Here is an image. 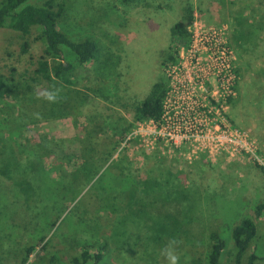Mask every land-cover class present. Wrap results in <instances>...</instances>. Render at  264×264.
<instances>
[{"label":"rangeland","instance_id":"1","mask_svg":"<svg viewBox=\"0 0 264 264\" xmlns=\"http://www.w3.org/2000/svg\"><path fill=\"white\" fill-rule=\"evenodd\" d=\"M43 1L29 0L28 4L40 5ZM56 1H64V17L59 29L74 42L93 40L99 53L96 63L85 66L86 71H79V68L76 70L74 55L64 50L61 62L75 67L73 88L83 90L90 99L75 119L76 125L72 118H67L26 128V131L39 135L55 131L62 134L76 132L85 124V117L88 126L106 130L111 125L118 130L130 124L134 127L133 107L148 96L156 81H166L167 65H161L164 54L169 50L170 29L181 20L189 2L195 10V21L204 26L228 28L229 43L234 28L231 15L241 11L245 21L252 22L251 11L258 8L256 0H233L232 4L223 6L215 0H135L129 4H122L119 0ZM261 15L257 14L256 20ZM38 37L39 30L27 36L8 29L0 30V74L8 81L13 80L15 86L32 76L37 67L36 61L44 47ZM24 44L26 53L22 52ZM232 48L241 67L238 90L230 109L232 122L256 140L258 153L264 158V48L253 47L247 52ZM5 130L8 129H2L1 135L7 136ZM125 148L121 145L118 151ZM162 152L160 148L146 151L135 142L125 152L127 164H119L118 152L114 156V164H111L114 172L108 169L111 166L108 164L81 189L68 190L57 205L49 206L42 201L43 207L40 204V208L44 214L40 218L24 212L18 190L16 193L15 187L0 177V214L13 213L12 225L16 228L12 227L13 234L10 236L0 231V241L5 244L0 245L3 249L0 255L3 253L4 257L1 264L16 263L17 259L10 256L9 251L25 245L30 234L46 236V258L57 255L61 264H68L74 247L82 241L93 242L95 237H92L99 230V234L105 230L100 229L101 213L97 210L91 212L99 197L106 205V211L110 212L108 216L111 219L106 239L110 244L99 264H166L161 248L171 238L182 241L176 250L181 264H205L208 235L212 231L218 232L225 242L219 263L233 264L235 249L231 230L234 223L243 218L255 220L257 238L253 248L260 260L254 264H264V214L255 219L257 206L264 205V173L259 166L247 158L226 161L201 157L198 161L187 163L177 152L172 155ZM65 170L70 169L66 167ZM117 170H124L122 177ZM136 176L139 181L147 180L150 193L170 204V207L166 205V212L170 209L188 215L192 219L190 224L175 221L173 215L167 218V215L141 214L132 202H128V209L123 210L126 206L122 207L112 195L125 190L126 184ZM64 179L62 176L57 182L59 187L66 184L62 182ZM33 185L38 186L35 182ZM49 185H52L51 182ZM45 209L48 212L46 218ZM59 209L57 223L53 229L48 228L46 219L54 221L53 216ZM102 216L107 219L104 214ZM26 264H45L44 256L30 257Z\"/></svg>","mask_w":264,"mask_h":264},{"label":"trees","instance_id":"2","mask_svg":"<svg viewBox=\"0 0 264 264\" xmlns=\"http://www.w3.org/2000/svg\"><path fill=\"white\" fill-rule=\"evenodd\" d=\"M28 1L0 0V30L8 29L22 36H27L32 31L39 30L38 38L44 44L41 55L36 61L37 67L27 80L15 86L12 83L13 80L8 81L0 74V177L3 178V181L9 182L10 186L15 187L16 193L18 190L19 200L22 199L23 206H21L24 212L27 215L40 218L44 214L40 208L42 201L47 202L49 206L57 205V201L65 198L68 190L74 191L76 187L81 189L104 167L108 164L109 166L114 164L113 159L118 152L119 164H127L125 152L133 146L135 141L125 142L133 125L121 127L119 130L111 125L106 130L94 125L88 126L87 117H85V124L79 129H76V126V132L73 133L62 134L55 131L43 132L39 135L26 131L27 127L67 118H72L73 124H77L75 119L90 98L83 90L73 88L76 81L74 79L75 67L70 63L65 66L61 62L62 55L65 49L69 50L75 57L76 70L79 68V71H86L85 66L96 63V57L99 53V49L93 40L85 39L74 42L59 29V23L64 17V1L58 3L56 0H44L40 5H31L28 4ZM132 1L135 0H119L122 4H129ZM256 1L258 2V8L256 7L257 9L254 8L251 11L252 22L245 21L246 18L243 17L241 11H237L233 16L231 15L234 28L230 38V46L235 47L239 52H247L257 46L256 49L264 48V0ZM215 2L223 6L232 4L233 0H215ZM194 11L193 4L189 2L184 8L181 20L171 27L169 50L164 54L165 58L161 66L175 62L178 48L189 44L190 34L188 28L195 19ZM259 13L263 15L256 20L255 17ZM26 50V44H24L22 52L26 53ZM236 64L235 73L239 78L241 67L238 66V63ZM249 66L250 64L247 63V67ZM72 79H74V83ZM51 87L61 90V98L58 103L50 104L36 98L38 92ZM237 88L236 85V92ZM166 90L167 81L162 79L156 81L151 86L148 96L133 107L131 111L133 121L136 123L149 119L158 120L161 116V107ZM234 100L235 98L230 100L231 106ZM36 113L40 114V118H36ZM232 124L237 127L233 122ZM1 127H3L2 129H8L5 130L7 136L1 135ZM124 142L126 148L118 151ZM130 164L131 161L128 162V165ZM66 167H69L70 170H65ZM110 168L114 172L112 165L108 169ZM258 168L264 173L261 167ZM123 171H118L120 177H122ZM39 175L40 180H38ZM62 176L65 177L62 182L66 184L59 187L57 182L61 181ZM33 180L37 183V188L33 185ZM49 182L52 185H49ZM130 182L126 184L125 190L121 189L120 193L117 192L112 195L122 207L126 206L123 210L128 209V202H132L141 214L148 213L156 217L167 215V218L173 215L175 221L183 225H188L192 221L190 216L179 214L177 211L169 209L166 212V205L170 207V204L157 197L155 193L149 192L147 180L139 181L136 176ZM77 191L79 192V190ZM96 203V205H93L91 212L97 210L98 213H101L99 220L102 226L100 229L104 228L103 233L106 235L99 234V230L97 235L92 237H95L93 242L82 241L77 247H74L70 251L68 264H99L103 260L104 254L107 253L110 244V242H106L109 235L108 225L111 221L108 216L110 212L106 211V205L101 197L96 200ZM41 207H43V204ZM257 209L256 220L263 216L264 212L262 213L261 210H264V205H258ZM45 211L44 217L46 218L48 212L46 209ZM59 213L60 209L55 212L54 221L46 219L45 222L48 228H54L59 219ZM102 214L107 219H104ZM12 215L13 213L0 214V231L2 234L7 232L10 236V234H13L12 230L16 229L12 225ZM182 215L183 219L181 218ZM80 221L84 223V220ZM256 235L257 230L254 219L243 218L234 223L231 230V239L235 249L233 264H254L257 260H260L255 255V248H253V243L255 244V238H257ZM45 238L44 234H30L25 245L19 249L15 247L14 250L11 249L9 251L10 256L17 259L15 264H26L30 257L39 255L44 256L45 264H61L57 255L49 258L45 257L44 253L47 249L46 242H44ZM208 239L205 264H220L225 242L215 231L209 233ZM98 240H101V242L99 243ZM1 244L5 246L2 241H0ZM1 252H3V249L0 247ZM247 253L248 256H246ZM2 256L3 253L0 255V264L4 259ZM244 256L247 257L246 261H244ZM262 260H264V257Z\"/></svg>","mask_w":264,"mask_h":264},{"label":"built area","instance_id":"3","mask_svg":"<svg viewBox=\"0 0 264 264\" xmlns=\"http://www.w3.org/2000/svg\"><path fill=\"white\" fill-rule=\"evenodd\" d=\"M226 26L193 21L190 42L180 46L166 67L167 90L158 120L136 122L126 141L146 151L178 153L187 163L201 157L236 161L247 158L264 168L258 146L232 124L230 100L236 96L237 55ZM125 142L122 146H125Z\"/></svg>","mask_w":264,"mask_h":264},{"label":"clouds","instance_id":"4","mask_svg":"<svg viewBox=\"0 0 264 264\" xmlns=\"http://www.w3.org/2000/svg\"><path fill=\"white\" fill-rule=\"evenodd\" d=\"M60 92L61 90L59 88L51 87L38 92L36 98L42 99L50 104H55L60 101ZM35 116L36 118H40L39 113H36ZM181 243V240L171 238L161 248V255L164 257L166 264H181V258L176 251Z\"/></svg>","mask_w":264,"mask_h":264}]
</instances>
